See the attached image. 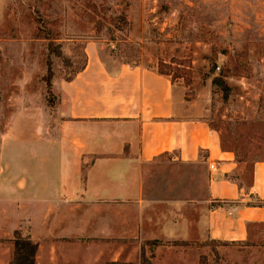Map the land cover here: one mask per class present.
<instances>
[{
  "label": "crops",
  "instance_id": "1",
  "mask_svg": "<svg viewBox=\"0 0 264 264\" xmlns=\"http://www.w3.org/2000/svg\"><path fill=\"white\" fill-rule=\"evenodd\" d=\"M85 53L82 69L58 84L45 127L32 131L31 141H16L15 159L0 163V240H8L11 252L1 264L13 259L15 231L37 244L35 264L132 263L119 257L124 239L138 240L135 254L146 240L251 248L254 229L264 226V161L252 165L245 184L243 167L183 88L152 69L108 68L93 46ZM164 157L202 172L201 202L145 199L146 167ZM163 250L174 254L164 264L172 257L198 264L203 248L165 245L153 254Z\"/></svg>",
  "mask_w": 264,
  "mask_h": 264
},
{
  "label": "rangeland",
  "instance_id": "2",
  "mask_svg": "<svg viewBox=\"0 0 264 264\" xmlns=\"http://www.w3.org/2000/svg\"><path fill=\"white\" fill-rule=\"evenodd\" d=\"M41 23L45 29L39 28ZM88 46L108 68L123 63L152 69L183 88L221 147L243 167V182L250 183L252 165L264 161V0H3L0 163L15 159L20 148L16 141H31L32 131L45 127L58 84L82 69ZM186 169L165 157L146 167L145 199L201 202L203 174ZM78 230L71 226V233ZM253 235L251 248L210 240H146L138 254V240L124 239L118 241L119 257L142 264L143 253V264H164L173 252L153 254L156 247L192 246L203 248L198 264H264V226L256 227ZM8 248V240H0V264L11 253ZM237 252H243L237 255L239 261L232 259ZM171 261L179 263L173 257Z\"/></svg>",
  "mask_w": 264,
  "mask_h": 264
},
{
  "label": "trees",
  "instance_id": "3",
  "mask_svg": "<svg viewBox=\"0 0 264 264\" xmlns=\"http://www.w3.org/2000/svg\"><path fill=\"white\" fill-rule=\"evenodd\" d=\"M39 26L40 29H45V24L41 23ZM53 45H54L53 42L48 43L47 47L49 52L53 51V47H54ZM51 77H52L51 70L48 69L45 79V83L48 91L51 85L50 84ZM12 241L14 248V257L11 261V264H35V254L37 251V244L32 242L29 238L22 237L21 234L17 231L14 232ZM150 245H155V244H150ZM145 261H146L145 255H143L142 253L141 254L142 264ZM109 264H128V263L113 262Z\"/></svg>",
  "mask_w": 264,
  "mask_h": 264
}]
</instances>
